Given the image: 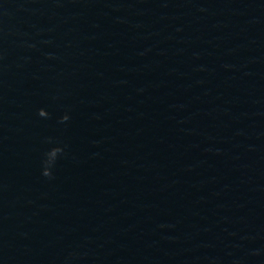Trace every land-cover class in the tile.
Segmentation results:
<instances>
[{
  "label": "water",
  "instance_id": "obj_1",
  "mask_svg": "<svg viewBox=\"0 0 264 264\" xmlns=\"http://www.w3.org/2000/svg\"><path fill=\"white\" fill-rule=\"evenodd\" d=\"M0 264H264V0H0Z\"/></svg>",
  "mask_w": 264,
  "mask_h": 264
},
{
  "label": "clouds",
  "instance_id": "obj_2",
  "mask_svg": "<svg viewBox=\"0 0 264 264\" xmlns=\"http://www.w3.org/2000/svg\"><path fill=\"white\" fill-rule=\"evenodd\" d=\"M45 111V110H44ZM39 115H40V111H39ZM45 176H49L51 174H48V173H43Z\"/></svg>",
  "mask_w": 264,
  "mask_h": 264
}]
</instances>
